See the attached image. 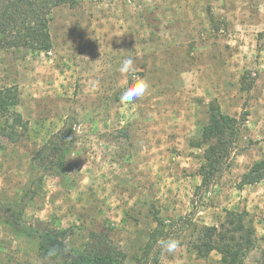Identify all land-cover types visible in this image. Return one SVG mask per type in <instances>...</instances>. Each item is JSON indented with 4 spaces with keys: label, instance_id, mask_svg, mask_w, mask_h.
<instances>
[{
    "label": "rangeland",
    "instance_id": "1",
    "mask_svg": "<svg viewBox=\"0 0 264 264\" xmlns=\"http://www.w3.org/2000/svg\"><path fill=\"white\" fill-rule=\"evenodd\" d=\"M49 18V51L0 49V89L17 88L16 111L26 123L15 142L0 133V206L30 187L35 153L64 129L69 182L45 176L28 219L55 217L73 230L70 248L104 229L126 264H136L154 216L197 228L217 225L226 211L244 212L255 231L244 264H256L264 180L248 185L243 175L264 157V0H77ZM129 56L149 88L122 105V91L134 83L119 71ZM211 106L237 119L239 135L206 188L195 146ZM192 228L174 253L161 248L156 264H221L215 251L196 255ZM0 264L54 263L0 223Z\"/></svg>",
    "mask_w": 264,
    "mask_h": 264
},
{
    "label": "trees",
    "instance_id": "2",
    "mask_svg": "<svg viewBox=\"0 0 264 264\" xmlns=\"http://www.w3.org/2000/svg\"><path fill=\"white\" fill-rule=\"evenodd\" d=\"M76 3L77 0H0V49L49 51L51 12L61 6L73 7ZM18 101L19 94L15 86L0 89V117L4 119L0 133L11 142H15L26 130V123L16 111ZM64 131H57L35 153V177L16 202L5 208L0 206V223L33 244L38 258L44 262L126 264L127 254L113 243L104 229L89 232L85 244L79 248H70L67 240L73 234L72 229L60 228L55 217L43 221L28 219L26 216L25 209L41 190L45 176L58 178L63 186L69 182L66 155L71 146L65 140ZM238 135L237 119L223 115L216 106H211L208 122L195 146L202 149L198 174L204 187L207 188L223 173ZM243 179L244 184L248 185L264 180V157L251 166ZM178 221L180 224L166 223L154 216L155 227L149 232L136 264H156L161 253L159 241H180L179 237L192 228L191 220L179 218ZM192 229V240L189 243L196 255L205 257L215 251L220 255L221 264H244L255 248V231L244 212L226 211L217 225ZM256 264H264V249Z\"/></svg>",
    "mask_w": 264,
    "mask_h": 264
},
{
    "label": "clouds",
    "instance_id": "3",
    "mask_svg": "<svg viewBox=\"0 0 264 264\" xmlns=\"http://www.w3.org/2000/svg\"><path fill=\"white\" fill-rule=\"evenodd\" d=\"M119 71L121 74H125L127 77H131L134 80V83L125 87L120 95L119 100L122 105L131 104L146 94L149 84L143 78L135 75L136 68L134 59L131 56L122 59ZM96 84L97 82H93L92 87L95 88ZM159 246L165 252L171 254L179 247V241L176 239L160 240Z\"/></svg>",
    "mask_w": 264,
    "mask_h": 264
}]
</instances>
